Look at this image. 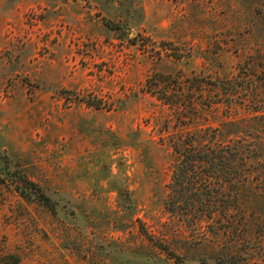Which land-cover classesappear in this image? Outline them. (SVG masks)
<instances>
[{
  "label": "rangeland",
  "instance_id": "374dc122",
  "mask_svg": "<svg viewBox=\"0 0 264 264\" xmlns=\"http://www.w3.org/2000/svg\"><path fill=\"white\" fill-rule=\"evenodd\" d=\"M245 61L264 102V0H0V152L58 204L0 181V264H264V103L201 107ZM158 74L200 80L197 116L149 92ZM230 118L259 132L244 208L187 227L173 146Z\"/></svg>",
  "mask_w": 264,
  "mask_h": 264
},
{
  "label": "trees",
  "instance_id": "16d2710c",
  "mask_svg": "<svg viewBox=\"0 0 264 264\" xmlns=\"http://www.w3.org/2000/svg\"><path fill=\"white\" fill-rule=\"evenodd\" d=\"M109 27L117 29L116 24H111ZM237 68L236 77L207 82L209 89L212 91L216 89L214 96L217 98L212 100L213 95L208 94L205 104L201 106L202 109L211 107L213 109L222 104L226 107V113L231 115L237 105L247 107L254 101L255 108L250 110L248 115L261 111V103L264 102L259 98L260 88L249 78L252 76L250 74L252 65L245 61L237 64ZM169 79L170 76L154 75L148 81L147 89L157 100L179 111L180 114L184 112L185 117L192 120L191 116L198 114L195 91L201 87L200 80L197 78L187 80L189 88L185 89L182 80L174 78L169 81ZM170 83L178 86H171ZM257 97L258 100H255ZM257 117L261 116H249L237 122H244L246 119L252 121ZM230 119L219 128L210 130L207 142L201 143L200 139L203 136L193 133L180 145L173 146L176 161L172 167L165 208L170 215L185 223L187 227H196L202 220H213L216 215L225 220L224 224H220L221 227H229L232 224L231 211L235 215L244 208L241 206L242 191L251 180L253 171L251 159L258 155V149L256 150L251 138L253 134L258 135L259 132L246 130L245 127L236 124V120ZM229 127L232 130L227 129ZM216 137H222L224 140L217 142ZM0 181L11 184L15 192L24 200L36 201L53 213L56 211L58 205L56 201L41 185L28 177L23 168L16 166L1 152ZM141 234L150 241L146 231L141 230ZM156 247L170 258L179 259L164 245L157 244Z\"/></svg>",
  "mask_w": 264,
  "mask_h": 264
}]
</instances>
